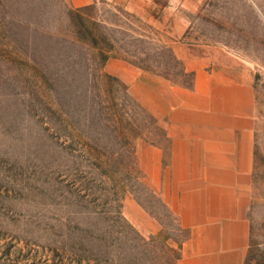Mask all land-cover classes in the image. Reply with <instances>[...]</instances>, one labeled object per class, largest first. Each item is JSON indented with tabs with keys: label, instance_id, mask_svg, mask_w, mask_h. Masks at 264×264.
I'll return each instance as SVG.
<instances>
[{
	"label": "rangeland",
	"instance_id": "374dc122",
	"mask_svg": "<svg viewBox=\"0 0 264 264\" xmlns=\"http://www.w3.org/2000/svg\"><path fill=\"white\" fill-rule=\"evenodd\" d=\"M123 1L0 0V264H175L180 255L186 232L148 189L136 151L138 141L164 147L163 131L105 67L122 61L176 85L189 77L175 39L156 26L170 0H155L148 18ZM186 3L180 41L252 72L247 264H264V0ZM128 204L160 233H140Z\"/></svg>",
	"mask_w": 264,
	"mask_h": 264
},
{
	"label": "crops",
	"instance_id": "0c3cea01",
	"mask_svg": "<svg viewBox=\"0 0 264 264\" xmlns=\"http://www.w3.org/2000/svg\"><path fill=\"white\" fill-rule=\"evenodd\" d=\"M74 8L95 1L68 0ZM187 0H170L156 21L175 39L172 52L189 87L122 61L106 71L161 127L166 145L137 142L148 189L175 215L186 239L175 264H247L254 168L255 92L249 66L227 52L183 43ZM176 3V4H175ZM124 11L148 18L155 0H124ZM130 222L143 235L160 226L138 206Z\"/></svg>",
	"mask_w": 264,
	"mask_h": 264
},
{
	"label": "trees",
	"instance_id": "16d2710c",
	"mask_svg": "<svg viewBox=\"0 0 264 264\" xmlns=\"http://www.w3.org/2000/svg\"><path fill=\"white\" fill-rule=\"evenodd\" d=\"M108 58H110L109 56H106V57H104L103 58V61H106ZM147 71H150L149 69H146ZM154 73V72H153ZM184 75H186V76H188L189 77V82L187 83V84H181L182 86H186V87H189V85H190V81H191V76L190 75H188V74H184ZM106 78H110L109 76H105ZM166 78V77H165ZM167 79V78H166ZM125 91H126V89H125ZM127 92V91H126Z\"/></svg>",
	"mask_w": 264,
	"mask_h": 264
}]
</instances>
